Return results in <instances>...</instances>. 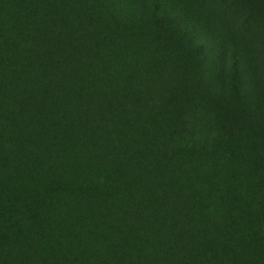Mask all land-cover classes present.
<instances>
[{
	"label": "rangeland",
	"instance_id": "1",
	"mask_svg": "<svg viewBox=\"0 0 264 264\" xmlns=\"http://www.w3.org/2000/svg\"><path fill=\"white\" fill-rule=\"evenodd\" d=\"M47 56L67 63L64 102L100 99L96 129L73 132L81 190L66 181L74 194L55 199L38 248L0 247V264H159L146 260L155 244L168 264H264V0H0V159L30 121L17 119L19 89L46 83Z\"/></svg>",
	"mask_w": 264,
	"mask_h": 264
},
{
	"label": "trees",
	"instance_id": "2",
	"mask_svg": "<svg viewBox=\"0 0 264 264\" xmlns=\"http://www.w3.org/2000/svg\"><path fill=\"white\" fill-rule=\"evenodd\" d=\"M42 24H44L42 28L48 30L49 37L53 35L58 41L68 34V31L64 27L56 30L51 28L50 30L48 25L45 27V22ZM53 28L57 27L53 25ZM44 36L46 37L45 34ZM37 44L39 43L33 39V42L31 40L25 45L27 48H32L35 52L34 46ZM12 46L13 48L17 46V39L12 43ZM48 53L49 51L45 46L44 55ZM84 53L85 55L79 56V58L76 59L78 60L76 64L81 68L85 67L87 64V61L84 62L85 58H92L93 51L89 52L88 46H86L84 48ZM32 59L33 57L29 60ZM52 62L54 65L51 64ZM42 63V70L47 75L46 83L42 81V83H37V85L35 83L37 80L28 79L27 82L23 84L22 88L19 89L17 119H26V121H30L26 123L22 121L23 123H17L13 126V135L8 139L10 151L8 156L3 155L2 159H0L5 166V171H3V175L0 176L1 251L9 248L16 249L19 247L20 243L21 245H26V242L30 243L31 247L38 248L33 242L47 236L45 233V230L48 228L46 225L47 215H55L63 211L61 205H64V203H57V197L68 196L66 192L74 194V189L69 186L66 181H69L70 184L73 183L74 186H78V189H76L78 192L81 190L82 182L80 181L82 179L77 177L79 176L78 172L76 171L74 173V171L69 170V163L72 162L74 155L71 148L73 144V132L84 139L86 133H88L90 129H96V126H90L92 124L90 121L92 115H97L99 113L95 112L100 107V99L95 98V96L91 94L79 97L77 92H74V100L68 103L64 102L66 98L63 97L59 90H64L69 86L67 84L63 85L65 74L61 71L62 67L67 63L64 61L60 62L58 56L53 57L51 61L48 56L44 57ZM86 70L87 69H85V71ZM233 73L235 79L234 83L238 85V73L236 68H233ZM94 75L96 76L94 77L95 79H99V73H94ZM83 79H90V73H88V71L83 75ZM55 81H60L58 87L55 85ZM86 83L93 82L90 80V82ZM97 86L100 88V85ZM88 87L94 90V88H92L94 85H89ZM123 90L124 89H122L121 92ZM128 97L129 91L119 95L118 100L120 106L122 102L125 103L127 101ZM85 102L88 103V105H85ZM110 122L111 119H109V123ZM107 124V121H102L100 123L102 126H98L100 128H108L109 125ZM69 130H73L72 133L69 132ZM116 136L117 134H115V137ZM90 142L92 147L96 145L94 138L90 140ZM79 143L81 145L78 146L77 152L81 151L79 152L80 154H89L93 152L86 144L80 141ZM68 151L71 152L69 158H67ZM107 156L108 159H110V155L108 154ZM153 164H155V161ZM116 171L119 176H124L117 169ZM63 186L67 188L65 189ZM54 187L55 192L52 194ZM73 201L76 202L77 198H73ZM66 207H68L67 204ZM107 223L109 224L108 227L103 228L104 222L102 218V227L100 228L103 229L100 231V234L106 238L114 233L110 222ZM188 225L191 224L188 223ZM197 226L208 229L211 227V224L207 225L202 223ZM41 244L44 245V242H41ZM180 245L183 246L182 243H180ZM151 249L154 252L152 251L151 255H147L146 260L155 258L159 264H168L167 261L171 260L170 258L169 260H164L165 256L162 255L161 252L165 250L162 245H152ZM153 253H155V255H153ZM160 259L164 261H159ZM179 260L182 264L186 263L181 256ZM177 262L180 264L179 261L175 263ZM135 264L140 263L135 262Z\"/></svg>",
	"mask_w": 264,
	"mask_h": 264
}]
</instances>
